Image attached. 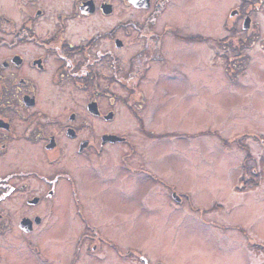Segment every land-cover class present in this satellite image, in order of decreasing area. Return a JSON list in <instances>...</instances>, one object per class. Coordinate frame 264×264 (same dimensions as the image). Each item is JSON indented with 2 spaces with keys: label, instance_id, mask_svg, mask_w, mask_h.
<instances>
[{
  "label": "rangeland",
  "instance_id": "374dc122",
  "mask_svg": "<svg viewBox=\"0 0 264 264\" xmlns=\"http://www.w3.org/2000/svg\"><path fill=\"white\" fill-rule=\"evenodd\" d=\"M223 1H191L188 13L196 16L184 32L202 40L168 36L174 43L167 50L165 42V60L151 61L138 81L144 94L132 95L131 83L147 62L127 61L111 88L136 97L142 121L123 100L102 97L117 114L99 133L107 128L129 140L106 145L73 172L85 216L148 264H264V0L256 10L252 0ZM241 7L254 15L250 29L237 18ZM123 156L147 172L129 170ZM68 194L56 198L61 206L42 236L57 260V237L78 232L65 214ZM21 253L11 250L10 260L18 264ZM97 254L105 255L97 264H147L112 248Z\"/></svg>",
  "mask_w": 264,
  "mask_h": 264
},
{
  "label": "flooded vegetation",
  "instance_id": "af4514ba",
  "mask_svg": "<svg viewBox=\"0 0 264 264\" xmlns=\"http://www.w3.org/2000/svg\"><path fill=\"white\" fill-rule=\"evenodd\" d=\"M13 1L17 8L12 0H0V264H15L11 250H23L18 264H59V259L97 264L105 257L97 254L103 247L148 264L142 252L122 248L85 216L73 172L82 159L102 155L106 145L129 140L107 128L99 133L100 124L117 114L113 107L104 109L101 98L123 100L141 122L140 103L132 95L144 94L138 81L151 61L165 60V42L171 43L166 49L174 43L168 36L185 43L202 40V33L184 32L196 16L188 13L192 0ZM252 1L256 10L263 0ZM253 16L240 8L243 29L254 26ZM128 47L136 52L127 55ZM129 59L147 65L139 70L137 85L131 83V97H123L111 85L120 81ZM122 87L126 91V84ZM121 160L131 171H144L125 156ZM65 190L71 202L65 214L78 232L57 237V260L43 237Z\"/></svg>",
  "mask_w": 264,
  "mask_h": 264
}]
</instances>
